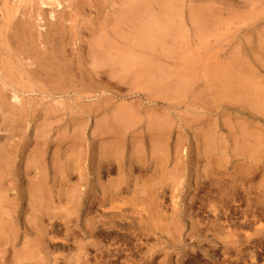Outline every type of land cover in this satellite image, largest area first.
Instances as JSON below:
<instances>
[{
	"label": "rangeland",
	"instance_id": "obj_1",
	"mask_svg": "<svg viewBox=\"0 0 264 264\" xmlns=\"http://www.w3.org/2000/svg\"><path fill=\"white\" fill-rule=\"evenodd\" d=\"M263 43L264 0H0V264H264Z\"/></svg>",
	"mask_w": 264,
	"mask_h": 264
},
{
	"label": "bare ground",
	"instance_id": "obj_2",
	"mask_svg": "<svg viewBox=\"0 0 264 264\" xmlns=\"http://www.w3.org/2000/svg\"><path fill=\"white\" fill-rule=\"evenodd\" d=\"M53 3H58V0H51ZM45 3V2H44ZM43 3V4H44ZM132 3V2H131ZM130 3V4H131ZM145 6V5H144ZM139 8H143V7H141V6H139L138 4L137 5H135V6H133V5H130L129 6V9L130 10H137V9H139ZM146 8V7H145ZM161 8V7H160ZM163 8H164V10L163 11H175L176 9H175V7L173 6V5H169V4H167V5H165V4H163ZM169 18V17H168ZM156 21V20H155ZM153 21L150 25H149V27L148 28H146L145 30L144 29H139V34L138 35H136V37H134V40H133V42H136V44L138 43V44H140V45H144V44H146L145 46V48H151L152 49V43H145L146 41H145V38L142 36V34L144 35V36H148L150 39L152 38V36H160V37H162V38H165L166 36H167V33L170 31V30H172L173 29V27L175 26V22H172V21H169L168 19H167V21L164 19L162 22H158V21ZM160 21V20H159ZM164 22V23H163ZM175 23V24H174ZM123 25V24H122ZM162 25V26H161ZM177 25V24H176ZM118 30H119V28H118ZM169 30V31H168ZM136 31V30H135ZM22 32H23V30H22ZM172 32V31H171ZM175 32V31H174ZM178 32V31H177ZM182 32V31H181ZM179 33H180V31H179ZM183 33H185V32H183ZM120 36H121V33H120V30H119V33H118ZM199 34V33H198ZM26 35H28L29 36V34H27V33H25V37H26ZM133 36V35H132ZM131 36V37H132ZM169 36H170V34H169ZM124 37V36H123ZM173 37V36H172ZM171 37V38H172ZM28 39V38H27ZM170 39V38H169ZM125 41V40H124ZM127 41V40H126ZM125 41V42H126ZM33 44V43H32ZM135 44V43H134ZM154 45V44H153ZM263 45H264V43H263ZM31 46V45H30ZM102 47V48H101ZM34 49V48H33ZM100 49V51H98ZM262 49V48H261ZM53 50V49H52ZM98 53H97V56H100V58H101V56L104 58H106L107 60H108V62H113V60H115L116 61V65L115 66H117V68H121V70H119L120 72H123V73H125L128 69H130V60H131V58L129 57V56H125V54H123L124 52H122L121 50H118V48H115V49H112V46H111V44L109 43V41H108V39H105V41H103V46L101 45L100 46V48H98ZM114 50V51H116V52H118V51H120L119 53L122 55V56H117L116 57V59L114 58V56L113 57H111L112 55V51ZM54 51V50H53ZM110 52V53H109ZM10 53V52H9ZM96 54V53H95ZM239 54V53H238ZM58 55V54H57ZM57 55H55V56H57ZM111 55V56H110ZM114 58V59H113ZM8 59V58H7ZM126 60H128V61H126ZM138 60V59H137ZM100 61V60H99ZM99 61H97L98 63H100L101 64V62H99ZM12 62V61H11ZM103 62V61H102ZM6 63H8L7 62V60H6ZM13 63V62H12ZM12 63H11V65H12ZM50 63V62H49ZM8 64H10V63H8ZM15 64V63H14ZM51 64V63H50ZM137 64V63H136ZM4 66V65H3ZM7 66V65H6ZM50 66H52V65H50ZM231 66V65H230ZM54 67V66H53ZM57 67H59V66H57ZM49 68V67H48ZM14 69V68H13ZM47 69V68H46ZM50 69V68H49ZM65 69H66V67H65ZM191 68H189V70H190ZM229 69V68H228ZM235 69V68H234ZM233 69V70H234ZM48 70V69H47ZM52 70V69H51ZM50 70V72H52ZM60 70V72H61V69H59ZM188 70V71H189ZM192 71V70H191ZM226 71V70H225ZM236 71V70H235ZM56 72V71H55ZM68 72V71H67ZM66 72V73H67ZM119 72V73H120ZM234 72V71H233ZM12 73V72H11ZM17 73V72H16ZM46 73H47V71H46ZM49 73V72H48ZM53 73V72H52ZM52 73H50V75H52ZM118 73V72H117ZM118 73V74H119ZM4 74V73H3ZM13 74V73H12ZM15 74V73H14ZM121 74V73H120ZM18 75V74H17ZM66 75V74H65ZM142 75V74H141ZM13 77H14V75H12ZM19 76V75H18ZM61 77H62V75H60ZM122 76H124V75H122ZM226 76V75H225ZM4 77V76H3ZM20 77V76H19ZM47 77V76H46ZM51 77V76H50ZM55 77H57L56 76V74H55ZM54 76H53V78H55ZM166 77V76H165ZM230 78V77H229ZM6 79H9L8 78V75H7V77H6ZM20 79V78H19ZM52 79V78H51ZM50 79V80H51ZM183 79V78H182ZM192 79V78H191ZM18 80V79H17ZM55 80V79H54ZM53 80V81H54ZM57 80H58V78H57ZM66 80V79H65ZM21 81V80H20ZM52 81V80H51ZM61 81V80H60ZM64 81V80H63ZM62 81V82H63ZM188 81V80H187ZM186 81V82H187ZM223 81H228V79H224ZM65 82H68V81H65ZM183 82V81H182ZM185 82V81H184ZM183 82V83H184ZM189 82V81H188ZM5 83V82H4ZM9 83V82H8ZM10 83H12V82H10ZM10 83H9V85H10ZM18 83H20V82H18ZM220 83V82H219ZM245 83V82H244ZM22 84V83H21ZM14 85V84H13ZM16 85V84H15ZM20 85V84H19ZM26 85V84H25ZM54 85V84H53ZM63 85H65V83L63 84ZM67 85V84H66ZM18 86V85H17ZM57 86V85H56ZM62 86V85H61ZM183 86H185V87H187V86H189V84H187V83H184L183 84ZM220 86H221V84H220ZM4 87V86H3ZM26 87V86H25ZM29 87V86H28ZM155 87V86H154ZM251 87H253V86H250L249 87V89H251ZM226 88L227 87H224V85H223V91L222 92H224V93H228V90H226ZM13 89H15V88H13ZM3 90V89H2ZM16 90V89H15ZM247 90V89H246ZM254 90H255V88H254ZM254 90H247V92L249 93V96H250V98H252V97H255L256 99H257V101H256V108H261V106L262 105H264V94L262 93V92H260V90L259 91H254ZM258 90V89H257ZM186 91V90H185ZM263 91V90H262ZM5 92V91H4ZM235 92H233V94H234ZM244 93V92H243ZM14 94V93H13ZM232 94V93H231ZM6 97V96H5ZM11 97V96H10ZM3 98V97H2ZM245 98H247V97H245ZM254 98V99H255ZM5 99V98H4ZM10 99H12V97L10 98ZM241 99V98H240ZM239 99V100H240ZM255 99V100H256ZM0 100H1V98H0ZM259 100H260V102H259ZM8 101H9V99H8ZM21 101H23V100H21ZM242 101V100H241ZM2 102V104L4 103V104H6V102L5 101H1ZM13 102L14 103H19V96L18 95H14V98H13ZM12 102V103H13ZM258 102V103H257ZM23 103V102H22ZM251 103V102H250ZM0 105H1V103H0ZM9 105V104H8ZM18 105V104H17ZM16 105V106H17ZM19 106H20V104H19ZM23 106V105H22ZM1 107H2V105H1ZM12 110L14 111V113H15V116H16V118H17V120H21V116H23V113H22V111H20V109H19V107L18 108H16L15 106H13L12 105ZM22 108V107H21ZM263 109V108H262ZM32 112V111H31ZM130 110L127 108V107H120V109H119V112H118V118L120 119V121H121V123H122V127L123 128H128L129 126H130V124H132L131 122L133 121L130 117ZM263 112V111H262ZM131 119V120H130ZM117 121V120H116ZM100 124V123H99ZM104 125V124H103ZM107 128V127H106ZM151 128V127H150ZM156 129V128H155ZM100 130V129H99ZM148 130V129H147ZM157 130V129H156ZM96 131V130H95ZM121 131V130H120ZM46 133V132H45ZM43 138V137H42ZM259 138V137H258ZM46 144V143H45ZM257 144H258V142H257ZM261 144V143H260ZM44 147V146H43ZM140 147V146H139ZM259 147V146H258ZM109 151V150H108ZM106 152V151H105ZM112 153V152H111ZM110 153V154H111ZM119 153V152H118ZM105 154H107V153H105ZM115 154V153H114ZM113 153L111 154V155H114ZM9 155V154H8ZM153 155H155L154 154V152H153ZM107 156H108V154H107ZM122 155H120V159L122 158L121 157ZM9 157V156H8ZM118 157V156H117ZM3 158H4V155H0V169H2V168H4L5 167V165H6V163L4 162V160H3ZM40 158V157H39ZM71 160V159H70ZM35 161H36V159H35ZM38 161V160H37ZM10 162V161H9ZM13 163H14V161H13ZM37 164V163H36ZM39 164H40V162H39ZM67 164V163H66ZM68 164H70V163H68ZM56 165V164H55ZM40 167V166H39ZM65 169V168H64ZM59 170V169H58ZM43 171H45V170H43ZM45 173V172H44ZM45 176H46V174H45ZM44 180V179H43ZM43 182V181H42ZM45 182V181H44ZM263 183H262V195H261V200H262V204H263V209H264V175H263V181H262ZM1 183V182H0ZM30 184V183H29ZM33 184V183H32ZM31 184V185H32ZM35 184H36V182H35ZM48 184V183H47ZM34 185V184H33ZM39 185V184H38ZM42 185V184H41ZM35 186V185H34ZM110 185H108V187H109ZM111 186H113V185H111ZM41 187H43V185L41 186ZM30 188V187H29ZM39 188V187H38ZM45 188V187H44ZM110 188V187H109ZM2 189V188H1ZM106 190V189H105ZM110 190H112V189H110ZM1 191V190H0ZM38 191V190H37ZM114 191V190H113ZM113 191H111V192H109V193H107V192H104L103 193V197H102V199H103V201H102V205H105L106 203H110L113 199H110V197H112V198H115L116 196H117V194L119 193V192H113ZM49 192V191H48ZM53 192V191H52ZM5 193V192H4ZM27 193V192H26ZM50 193V192H49ZM31 194V193H30ZM34 194H36V193H34ZM38 194V193H37ZM41 194V193H40ZM6 195V193L4 194V195H2V194H0V199H2L3 201L5 200V198H4V196ZM49 195H51V194H49ZM7 196H8V194H7ZM24 196V195H23ZM29 196V195H28ZM31 197V196H30ZM65 197V196H64ZM4 198V199H3ZM32 198H33V196H32ZM36 199H37V196L35 197ZM42 198H44V197H42ZM33 200H34V198H33ZM32 200V201H33ZM30 201V200H29ZM35 201V200H34ZM38 201V200H37ZM47 201V200H46ZM114 201V200H113ZM39 202H41L42 203V201H39ZM38 202V203H39ZM5 203V202H4ZM35 203V202H34ZM34 203H32V204H34ZM45 203V202H44ZM31 204V203H30ZM40 204V203H39ZM11 205V204H10ZM36 205V204H35ZM41 205V204H40ZM33 207V206H32ZM2 208H3V206L1 205V203H0V209L2 210ZM6 210V209H5ZM12 210V209H11ZM2 212V211H1ZM33 212V211H32ZM3 213V212H2ZM6 214V213H5ZM8 214V213H7ZM6 214V215H7ZM33 215V214H32ZM118 215H119V217H120V219H122V218H124L125 217V215L123 214V212L121 211L120 213H118ZM10 216V215H9ZM1 220V219H0ZM30 223V222H29ZM32 225V224H31ZM50 225H52L51 227L53 228L54 227V225L53 224H50ZM50 232H53V230L51 229V231ZM1 237V236H0ZM9 237V236H8ZM1 245V244H0ZM0 251H1V249H0ZM0 254H1V256H0V260H2V258L1 257H3L2 256V253L0 252ZM3 254H4V252H3ZM22 254V253H21ZM16 256H17V253H16ZM15 255H14V257H16ZM109 256V255H108ZM3 259H4V261H7V260H5V258L3 257ZM18 261H20L18 258H16ZM16 263H17V261H15ZM21 264V263H20ZM23 264V263H22Z\"/></svg>",
	"mask_w": 264,
	"mask_h": 264
},
{
	"label": "crops",
	"instance_id": "obj_3",
	"mask_svg": "<svg viewBox=\"0 0 264 264\" xmlns=\"http://www.w3.org/2000/svg\"><path fill=\"white\" fill-rule=\"evenodd\" d=\"M169 66V65H168ZM170 67H172V66H170ZM181 78V77H180ZM178 89H183V88H181V87H177ZM186 92V91H185ZM162 94H166V93H168V92H166L165 90L163 91V92H161Z\"/></svg>",
	"mask_w": 264,
	"mask_h": 264
}]
</instances>
